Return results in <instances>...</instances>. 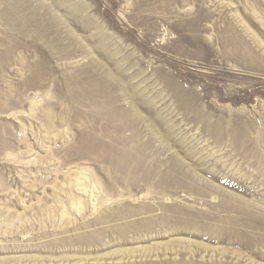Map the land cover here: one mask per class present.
<instances>
[{
	"label": "rangeland",
	"instance_id": "rangeland-1",
	"mask_svg": "<svg viewBox=\"0 0 264 264\" xmlns=\"http://www.w3.org/2000/svg\"><path fill=\"white\" fill-rule=\"evenodd\" d=\"M263 228L264 0H0V264H264Z\"/></svg>",
	"mask_w": 264,
	"mask_h": 264
},
{
	"label": "bare ground",
	"instance_id": "bare-ground-1",
	"mask_svg": "<svg viewBox=\"0 0 264 264\" xmlns=\"http://www.w3.org/2000/svg\"><path fill=\"white\" fill-rule=\"evenodd\" d=\"M260 218V217H259ZM249 225L250 226H253V227H255V226H260L259 228L260 229H262V225H263V223H262V221H258L257 219L256 220H254L253 222H252V224L251 223H249ZM257 228V227H256ZM264 229V228H263ZM248 231H250V230H248ZM263 231V230H262ZM253 235L255 236V239H260V240H262L263 242H264V233H262V232H257V233H254L253 232Z\"/></svg>",
	"mask_w": 264,
	"mask_h": 264
}]
</instances>
